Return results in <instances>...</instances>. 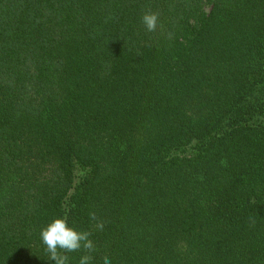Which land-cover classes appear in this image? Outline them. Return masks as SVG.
I'll return each mask as SVG.
<instances>
[{"label":"trees","instance_id":"trees-1","mask_svg":"<svg viewBox=\"0 0 264 264\" xmlns=\"http://www.w3.org/2000/svg\"><path fill=\"white\" fill-rule=\"evenodd\" d=\"M61 217L93 264H264V0H0V264Z\"/></svg>","mask_w":264,"mask_h":264},{"label":"clouds","instance_id":"clouds-1","mask_svg":"<svg viewBox=\"0 0 264 264\" xmlns=\"http://www.w3.org/2000/svg\"><path fill=\"white\" fill-rule=\"evenodd\" d=\"M141 23L146 32L154 34L160 27L159 14L148 9L142 15ZM89 218L95 222L96 230L103 231L105 222L97 216L95 211L89 212ZM254 223L253 220V225ZM91 236L90 231H78L70 227L67 217L53 219L40 231L41 242L52 264H70L71 253H81L78 264H93V254L97 248ZM103 264H111L107 255L103 257Z\"/></svg>","mask_w":264,"mask_h":264}]
</instances>
